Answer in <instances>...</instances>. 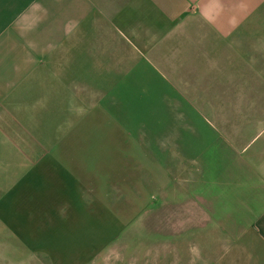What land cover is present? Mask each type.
Instances as JSON below:
<instances>
[{"label":"crops","instance_id":"1","mask_svg":"<svg viewBox=\"0 0 264 264\" xmlns=\"http://www.w3.org/2000/svg\"><path fill=\"white\" fill-rule=\"evenodd\" d=\"M14 86L46 129L0 161V216L43 199L59 233L36 245L50 257L2 264H201L203 237L225 257L264 246V0H0V90ZM91 238L117 251L69 246Z\"/></svg>","mask_w":264,"mask_h":264},{"label":"rangeland","instance_id":"2","mask_svg":"<svg viewBox=\"0 0 264 264\" xmlns=\"http://www.w3.org/2000/svg\"><path fill=\"white\" fill-rule=\"evenodd\" d=\"M18 86L11 87L8 90H0V161L8 160V157L27 156L26 143L30 140L31 142L38 143L41 130H44L46 126L42 124V121L39 119V127L36 125L38 123V117L34 115L33 108L28 107L27 104L21 102L20 95L18 94ZM9 93L4 97L5 94ZM44 94V92H43ZM65 97V91L60 93ZM107 106H112L113 103H102ZM100 103H91V110H100L98 106ZM112 108V107H111ZM114 112V111H113ZM58 122V125H62L63 121ZM187 120H192L188 118ZM177 118H170V124L177 123ZM13 123L15 126H10V123ZM155 127L151 137L153 142L160 141L161 134L157 131ZM39 133H37V131ZM41 136H46L50 138L49 132L43 133ZM26 142V143H25ZM29 143V142H28ZM157 156L161 157V150L155 149L153 151ZM2 165H0L1 167ZM176 169L177 167L174 166ZM43 199H35L33 197L26 199V206L17 205L15 207L9 208L7 206L2 207V211L5 213L7 220L2 221L0 216V264H2V257H50L51 253H56L57 250H50V246L39 247L43 243H54L57 239V233L47 223L45 226V218L49 214L45 213L46 208L41 204ZM20 210V212H19ZM118 216V215H116ZM133 216V215H132ZM154 216V219L152 217ZM18 217H25L26 220H21L20 218V232L24 233L26 236V242L22 241L21 233L18 232L17 227ZM114 215H107V220H113ZM123 217V215H122ZM149 219L153 221V227L155 226L156 230L159 233H163L164 229V220L162 214L148 215ZM129 220V219H128ZM127 220V221H128ZM167 221V219H166ZM40 223L43 225V230L39 227ZM152 228V227H151ZM152 230H149L151 233ZM151 236L150 234H148ZM112 238L110 235L106 237V240ZM20 242V243H19ZM100 240H84L80 243L81 245L71 244V249H74L77 252V255L83 251L87 252L91 257H95L97 253L108 252L106 249L110 246H106L109 242L105 244H100ZM203 246H202V260L201 264H264V257L260 253L264 250V246L261 245H236L233 248L228 249L229 255L225 257L227 247H218L213 249L210 245H207L209 240L203 237ZM76 243V242H75ZM36 245H39L36 247ZM106 246V247H105ZM83 247V250H80ZM193 246H191V251L193 252ZM99 249V250H98ZM117 250L109 248V252L104 255H113ZM218 255L222 252L223 255L216 257V252ZM197 260V248L196 255ZM131 257V254L128 255ZM194 264V263H191ZM197 264V262H196Z\"/></svg>","mask_w":264,"mask_h":264}]
</instances>
